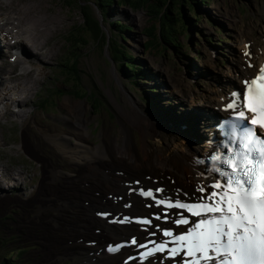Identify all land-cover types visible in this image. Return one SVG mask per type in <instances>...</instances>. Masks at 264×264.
I'll use <instances>...</instances> for the list:
<instances>
[{
  "label": "rangeland",
  "instance_id": "rangeland-1",
  "mask_svg": "<svg viewBox=\"0 0 264 264\" xmlns=\"http://www.w3.org/2000/svg\"><path fill=\"white\" fill-rule=\"evenodd\" d=\"M18 1L20 0H8V4ZM29 1L34 2L40 10L43 29L56 26V31H51L47 39L50 48L54 44L55 55L40 66L43 74L31 92L32 103L26 107L34 110L36 117L29 115L24 121H20L16 114L8 116L10 112H15V106L9 112L3 106L4 113L0 111V144L4 145L0 152V167L22 173L23 176L20 179L21 185L17 186L0 169V255L27 250L22 264H108L119 261L120 256L108 258L97 253L104 243H99L97 237L90 235V232L93 227L104 228V231L121 228L109 227L104 221H97L98 224L91 226L93 208L90 205L93 204V198H98L99 191L104 193V197L111 193H121L107 188L105 175L109 173L108 169L95 171L90 163L84 162L91 156L88 154L86 157L76 148L77 138L82 134L85 148L102 151L103 160L96 162L99 166L116 168V171L125 174L130 171L115 158V148L119 146V142L123 143L126 137H122L124 134L130 139L137 154L136 165L144 168L146 174L151 171L143 157L144 146L149 149L147 152L150 159H153L157 151L158 156H162L161 149L164 148L170 152L184 148L188 144L186 137L174 136L171 134L173 130L169 132L174 137L173 140L166 138L164 129L160 130L163 137L159 134L157 136L155 128H152L155 132L149 129L156 134L155 137L150 133L145 135L142 128L146 131L147 127L142 119L147 115L159 123L170 119L177 127L185 125L189 121L188 116H194V112L198 115L206 107V98L215 93L222 95L219 93L226 88L218 83L226 81V77L232 73V60L238 58L245 46L244 40H254V52L258 53L263 49L261 39L262 36L264 38V0H211L207 8L202 6L194 15H189V11H186L185 15L193 20L194 27L190 23L188 30L180 33L178 40L181 50L176 49L185 57L163 43L158 47L148 46L149 40L143 35L144 31L151 26L158 29L159 23L146 10L132 11L127 6L115 5L108 10L106 20H101L100 12L96 6L91 5L94 16L101 21L103 32L108 37L118 39L135 57V65L142 67V75L145 77L139 76L136 80L123 75L119 63L111 61L107 47L103 49L91 37H85L82 43L77 38L75 42L77 31L79 34L76 29L81 26L82 18L74 3L72 5L75 6L69 5V0ZM1 3L0 11L3 12ZM47 7L49 10L45 11ZM27 11L32 20L34 17L29 8ZM172 13L175 14V11L172 10ZM181 16L183 14L178 13L172 17L177 21ZM3 18L1 14V26H5L2 24ZM115 20L127 25L129 31L121 34L115 32L109 25ZM176 26L179 27L178 24ZM42 28L40 26L41 31L38 33L40 38H44ZM16 38L18 37L14 38L15 41ZM10 39L12 38L6 39V42L12 44ZM20 39H23V43L27 39L38 43L25 34L20 35ZM67 40L70 42L67 43ZM24 44L22 45L29 54L35 57L40 55L39 58L47 49L43 47L37 50L38 53H31L28 45ZM5 48L0 47V54L3 53L9 63L14 51L9 52ZM53 49L54 47L50 51ZM71 57H75L77 62L78 73L76 76L73 73L72 77H77V80L68 79L60 67ZM8 65L9 68L14 67ZM9 77L7 74L4 78ZM26 85L25 83L22 88ZM178 90H189L192 98L181 100ZM77 91L87 92L89 99H76L74 95ZM45 100L43 108L35 107L38 106L35 105L36 101ZM76 109H81L83 114L80 126L76 124ZM136 109L142 113L138 114V120L142 124V128L139 125L141 132L132 128L125 118L127 113ZM194 132L201 135L199 129H194ZM24 140H27V145L23 144ZM167 142H170L169 145ZM76 150L81 153H75ZM76 162H79L77 165L81 169L75 166ZM91 173L98 174L97 181L91 189L84 191L88 196L80 193L77 197V185L80 190L87 188H82V185H90L88 175ZM131 178L129 179L133 180L136 176ZM123 189L125 190L124 187ZM105 209L110 210L99 204L94 206V211ZM87 221H90L89 224ZM87 239L95 241L96 246H84L81 240ZM106 240L116 241L119 238L109 235Z\"/></svg>",
  "mask_w": 264,
  "mask_h": 264
},
{
  "label": "bare ground",
  "instance_id": "bare-ground-1",
  "mask_svg": "<svg viewBox=\"0 0 264 264\" xmlns=\"http://www.w3.org/2000/svg\"><path fill=\"white\" fill-rule=\"evenodd\" d=\"M10 1H12V0H10ZM1 2H3V3H1ZM0 3H1L2 9H3V12L0 11V16H1V14L3 15L4 22L2 24L5 25V26L0 25V34L3 37V40H5L4 43L0 42V47H1V49L3 46H7V48L9 47V48L14 49V50L17 49L20 51L21 54H23V56H21V54H20V56H17V59H16L17 64H19V66H20V71H21L20 73H17V71H14L13 69H10V71L7 72L9 65L3 59L2 67H0V103H5L4 108H5L6 112H9L10 106L16 105L18 107L16 117L20 121H24L29 115H33L34 117H36L35 113L26 107L27 106L29 107V105L32 103V99L30 97L31 92L34 90V86L39 82L40 76L43 74V68H41L40 66L45 64V62L50 61L53 58V56L55 55V46L53 44L54 49L51 52L50 50L53 47L50 48L49 44L47 43V39H48L51 31H56L55 30L56 26L45 27L44 29L42 28V26H44V25H43V22L40 21L42 19L41 12H40L39 8L34 4V2H31L29 0H20V1L15 2V3L10 2L9 4H5L4 0H0ZM11 5H12V7H11ZM28 8L32 14V17H34L32 20L29 19L31 15L27 11ZM48 10H49L48 7L45 8V11H48ZM17 13H18V15H17ZM40 26L43 29L44 38H40L38 36V33L41 31ZM22 34L28 35V36H30V38L32 37L38 41L39 44L36 43L35 41H33V39H28L30 42L29 45L33 48L35 47L36 53H38L37 50H40L43 47L47 48L46 52L44 54H42L41 58H39L40 55L35 57V56L29 54L27 52V50H25V47L22 45L23 39H20V35H22ZM249 34H251V33H249ZM13 37L14 38L18 37V38H16L17 40L14 43L11 44L8 41L6 42V39H9V38L13 39ZM21 41H22V43H21ZM24 43H25V41H24ZM53 43H54V39H53ZM251 51H252V46L249 47V53L248 54H250ZM237 57L238 58H234L232 60V64H231V68L233 70L232 75L231 74L228 75L226 82L221 81V85L227 84V83L230 84L231 86L236 85L239 82V80H241L244 76H247L250 73H253L254 70L248 69L247 67H249L252 64L255 65L257 63L258 59H259L258 62H261L264 58V55L259 58V55L257 53H254L252 55V58H249V55H246L243 53V55L239 54ZM22 66H26V68H24ZM4 73L8 74L10 77L8 79H5L3 77ZM25 83L27 84L26 87L22 88V86ZM171 83L174 84L173 81ZM178 93H179V98L181 100L185 101V99L192 98L189 90H185V91L178 90ZM215 96L216 95L210 96L209 98H206L204 100L206 107H205V109L201 110L198 113V115H197V112L196 113L194 112L195 115L200 117V125H201L200 127L205 128L204 132H209V124L211 123L212 118L217 115V113L214 114L211 111V108H213L214 106H220L221 105L220 97H215ZM73 106H75V104ZM135 108H137V107L135 106ZM136 110H132L131 113H127L125 115V118L127 119L128 124L132 128L141 132L139 125L142 128V124L138 120V114H140L139 113L140 111H138V110L136 111ZM81 112H82L81 109H76V124L78 126H80L83 123V114ZM151 118H149L146 115V117H144V119H142L143 124L146 125V127H147L146 131L142 128V130L144 131V134L146 135V134L150 133L152 137H155L156 134L158 136V134H159V136L163 137L162 132H160V130H162L161 125L160 124L157 125V122L152 120ZM76 124H75V126H76ZM152 128H155L157 132H155L154 131L155 129L153 130ZM149 129L154 131L156 134L152 133L151 130H149ZM187 129L188 130L196 129V126L193 125L191 122H188ZM187 129H186V131H187ZM165 134H166L167 139H170L173 137V136L171 137V135L168 132H165ZM124 136H126V137H124ZM122 137H124V141L122 144H120V142H119V146L115 148V151H116L115 152L116 153L115 158H116L117 162H120L125 168L127 167V171H130V173L123 174V175H116V173L118 172V171H116V168H110V167L104 168L103 166H99L96 162L98 160H103L102 151L99 152V151H97L96 148H85L83 146L84 136L82 134H80L76 140L78 142L77 143L78 145L76 146V148L81 150L86 155V157L88 156V154L91 156V157H88V161H84V162L90 163V165L95 169V171L100 172V170H102V169L103 170L108 169L109 173L107 175H105L107 178V183L105 182V184L107 185V188L114 190V191H118V192L122 193V195H123L125 193L126 189L124 190L123 187L120 186V183L122 181H125L124 179L128 180L132 176H137V177H141L140 179L142 180L143 183H151V182H150V180L147 181V180H144L142 178L143 175H148L149 173L146 174V172H145L146 170H144V168H141L140 166L136 165L137 154L132 147V143H131L130 139L127 138V135H125V134L122 135ZM173 138H172V140H173ZM169 143H168V145H169ZM23 144L27 145L28 144L27 140H24ZM205 146H206V144H203L202 146L201 145L198 146V144L197 145L195 144L192 147H186V148H182L180 150L175 149L174 151H171V152L167 151L164 148V149H161V151L163 152V155L158 156L159 151H157V153L153 156V159H150L149 153L147 152V151H149V149H147V147L144 146L142 148V152H143V157L146 160V165L148 167V170L157 174L156 177L163 178V179H159V181L161 182V184L165 185V191H170L172 189L179 188V186H181V185L186 186V185H190V183H193V184L194 183H200V182H198V181H200V176H199V174H197L198 169L194 165V163L191 161V159H192L191 156L197 152L202 153ZM3 147H4V145L0 144V152L2 151L1 149ZM92 149H93V151H92ZM79 150H76L75 153H77V154H79V152L81 153V151H79ZM73 156H75V155L73 154ZM69 159H71V158L69 157ZM78 163L79 162H76L75 166L81 169V167L79 165H77ZM0 169H3L2 174L5 177L9 178L12 181L14 180V183H16L17 186L21 185L20 179L23 177L22 173H14L13 171L8 170L6 168H2V167H0ZM106 172H108V171H106ZM185 173L187 174L188 178L185 177ZM168 174L172 175V177H173L172 179L175 181V183L168 184L166 182V179H164V178ZM102 175H103V173H102ZM97 177H98L97 173H91V175H88V178L91 179V181H89L90 185L88 183L83 184L82 188L87 187V188H84L83 190L78 189V185H77V190H79V192L76 193L77 197H79L81 195L80 193H83L85 196H88L87 195L88 193L86 194V192H84V191H88L89 189L92 188V185L94 184V182L97 181V179H96ZM161 184H159V185H161ZM104 188L106 189V187H104ZM124 198H128V196L125 195ZM129 198H132V196H130ZM133 198H135L134 195H133ZM133 198L131 200H134ZM92 201H93L92 205H90V203L88 204V206L90 205L91 209L92 208L94 209V206L96 204H99V205H102V206H105L108 208H111L112 206L117 207L116 208L117 211L115 212V214H117L118 212H120L121 210L124 209L123 207L121 208L122 203H118V204L114 205L112 201L108 202V199H105L104 193H102V192H100V195L97 199L93 198ZM141 207H142V205L138 199V201L137 202L134 201V203H132L131 207L128 208L127 210L137 212V211L141 210ZM91 221H92L91 225H93L95 223H97V224L99 223V222H97L99 220H97L96 218L92 219ZM89 222L87 221L86 223L89 224ZM85 231H87V230H85ZM90 235H92L91 232H90ZM113 235H115V234H113ZM122 235L123 234L121 233L118 236H122ZM131 235H139L140 236L141 234L138 231L133 230ZM74 239H75V237H74ZM97 239L99 241L105 240V232L101 231V233L99 235H97Z\"/></svg>",
  "mask_w": 264,
  "mask_h": 264
},
{
  "label": "snow or ice",
  "instance_id": "snow-or-ice-1",
  "mask_svg": "<svg viewBox=\"0 0 264 264\" xmlns=\"http://www.w3.org/2000/svg\"><path fill=\"white\" fill-rule=\"evenodd\" d=\"M260 72L264 74V68ZM251 85L255 87L249 86L244 93V107L253 113L251 125L264 130V76L253 79ZM236 96L233 94L234 101ZM236 107L230 102L226 110ZM244 118V111L233 117L237 121L232 124L234 134L242 128ZM239 138L240 150L229 149L227 158L213 155V161L224 167L210 170L218 178L198 189L202 194L198 202L176 205L199 217L198 222H192L194 228L183 229L186 234L176 238L184 247L181 255L188 257L183 264H264V138L248 127L242 128ZM176 223L190 226L188 218ZM165 235L173 233L166 231ZM156 250L164 251L165 246ZM168 253L172 256L176 250Z\"/></svg>",
  "mask_w": 264,
  "mask_h": 264
},
{
  "label": "trees",
  "instance_id": "trees-1",
  "mask_svg": "<svg viewBox=\"0 0 264 264\" xmlns=\"http://www.w3.org/2000/svg\"><path fill=\"white\" fill-rule=\"evenodd\" d=\"M70 4L74 3L78 7L82 18V24L76 30L77 35L74 36V40L80 39L78 42L82 43V39L85 37H91L96 43H100V46L107 50L110 54L111 59L114 62H118L123 75L131 77L132 80H136L139 76L144 77V74L139 66L135 65V57L128 52L122 43L114 37L107 38L106 34L103 32L101 22L94 16L93 5L97 7L98 11L102 15L103 19L106 20L108 10L111 6H127L132 11L146 10L153 18H156L159 23L157 29L156 26L148 27L144 31L145 37L149 40L148 46L158 47L160 43H163L167 47L172 49H180L178 37L186 32V24H190L192 19L186 17V11L190 14H196L203 5H207L209 0H69ZM72 5V6H75ZM92 5V6H91ZM197 9V10H196ZM175 11V14L172 13ZM178 13L183 14L179 17L177 21L173 20V15ZM176 24L179 25L177 28ZM115 32L121 34L123 32H128L129 27L124 25L122 22H113L109 24ZM78 36V37H77ZM80 37V38H79ZM121 39V37H120ZM148 49V47H147ZM77 62L75 57L68 58L64 71L68 79L73 77V73H78ZM77 80L78 78H72ZM76 86V85H74ZM87 92L75 93V96L80 99L88 98ZM89 99V98H88ZM96 104V102H95ZM23 254L14 253L2 256L0 255V264H17L15 261L21 257Z\"/></svg>",
  "mask_w": 264,
  "mask_h": 264
}]
</instances>
